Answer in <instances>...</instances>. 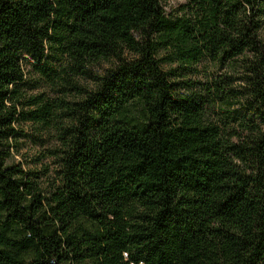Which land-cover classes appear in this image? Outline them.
I'll return each mask as SVG.
<instances>
[{"label":"clouds","instance_id":"obj_1","mask_svg":"<svg viewBox=\"0 0 264 264\" xmlns=\"http://www.w3.org/2000/svg\"><path fill=\"white\" fill-rule=\"evenodd\" d=\"M8 4L0 264H264V0Z\"/></svg>","mask_w":264,"mask_h":264},{"label":"trees","instance_id":"obj_2","mask_svg":"<svg viewBox=\"0 0 264 264\" xmlns=\"http://www.w3.org/2000/svg\"><path fill=\"white\" fill-rule=\"evenodd\" d=\"M5 3L8 4V0H5ZM8 7L11 8V4H8ZM6 9H0V14H2L3 12H5ZM15 11V10H13ZM11 15V13L9 14ZM0 21H7V17L0 15ZM5 76H7V73L4 74ZM126 145L123 144H119L118 143V148H125ZM173 145L169 143V141L167 140V138H165L164 142L160 144L159 148L160 151L158 152H151V153H147L144 157L141 158V162L136 165V169H138V171L135 174V177H133V182L136 183V190L144 193L145 192V184H155V181H153L148 173L156 170L159 171L161 174L164 173V164L163 161L160 160L161 155L163 154L164 156V161H167L169 164V174H172V169L175 168L176 172H179L180 168L182 167V165L180 164L181 159H187V157H180V156H176L175 160L177 161V163L172 164V159L173 157L170 155L172 149H173ZM185 151H187V148L185 149ZM130 155V154H129ZM97 163H99V161H97ZM125 165H127V160L124 161ZM115 164L120 165L121 164V157L119 155L116 156L115 158ZM157 165H159V167L157 168ZM129 176H132V173L128 174ZM193 175H195L193 173ZM201 177H203V173H200V176L197 177L196 179L199 180ZM112 183H115V181L113 180ZM15 182L10 181L9 182V186H14ZM27 186V185H25ZM8 199L5 200L4 203H8ZM170 212H174V210H169L167 208H165L163 210V214L164 215H169ZM181 221L180 220H176L175 224L173 225V227L176 228V238L179 240L181 237V233L179 231V225H180ZM164 227H166V225H164ZM258 249L260 250H264L261 249V246L258 245ZM259 254V251L257 253V255ZM158 264H169V261L167 259L166 256H161L160 260L158 261Z\"/></svg>","mask_w":264,"mask_h":264}]
</instances>
